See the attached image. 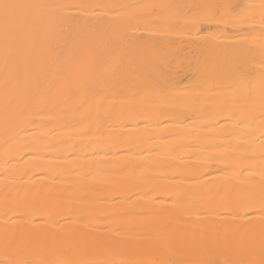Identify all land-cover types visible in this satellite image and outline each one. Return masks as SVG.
<instances>
[{
	"label": "bare ground",
	"instance_id": "bare-ground-1",
	"mask_svg": "<svg viewBox=\"0 0 264 264\" xmlns=\"http://www.w3.org/2000/svg\"><path fill=\"white\" fill-rule=\"evenodd\" d=\"M47 2L8 68L0 38V260L13 237L18 264L258 260L261 105L231 84L242 61L259 83L264 0ZM32 81L35 107L6 113Z\"/></svg>",
	"mask_w": 264,
	"mask_h": 264
},
{
	"label": "snow or ice",
	"instance_id": "snow-or-ice-1",
	"mask_svg": "<svg viewBox=\"0 0 264 264\" xmlns=\"http://www.w3.org/2000/svg\"><path fill=\"white\" fill-rule=\"evenodd\" d=\"M63 5L54 2H47V0H39V2H28L21 3L18 0H0V38H2L4 56L3 62L6 68H8L10 63L13 61V53L15 52L19 55V51L22 47L23 40L25 38V33L33 26L39 22L43 21H53L55 20ZM113 10L127 9L134 7L132 5H115L111 6ZM152 7V6H147ZM217 8L229 9L235 6L233 5H217ZM262 9V19L261 27L264 28V3L261 4ZM262 47H264V34H262ZM262 70L259 76V83L254 78L248 75V67L246 62H240L236 65L234 70V79L231 84L233 92L248 101L249 104L255 102V96L258 92L259 101L261 105V126L264 127V60L261 62ZM58 77H63L64 72L58 71ZM9 81H6L5 87H8ZM68 95L66 99H72L73 97L79 95L80 87L73 89L69 87ZM43 95L40 89V84L38 81H32L30 86L24 92V99L22 101V106L18 107V103L21 102V94L19 91L14 92L12 95L8 96L5 102V112L11 111L14 116L22 117L26 114L30 107H35L36 102ZM86 100L80 102L79 107H83ZM234 114L233 118H235ZM244 118L239 120V123H243ZM8 140H5V145H7ZM264 145V141H262ZM261 213L264 214V204L261 205ZM141 214H152L151 209H145ZM247 215V212L244 213ZM16 245V238L11 239L6 238L5 247V257L0 260V264H18V262L13 261L7 255L9 249H13ZM249 254L253 257L247 264H264V236L261 237L259 245V259H255L256 248L253 246L249 249ZM103 264H116L115 261H105ZM120 264H165L164 261L157 260H145L142 262H120ZM211 264V262H209Z\"/></svg>",
	"mask_w": 264,
	"mask_h": 264
}]
</instances>
